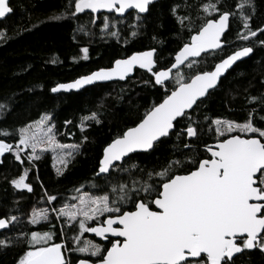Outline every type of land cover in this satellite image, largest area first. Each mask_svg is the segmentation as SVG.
I'll use <instances>...</instances> for the list:
<instances>
[{"label":"snow or ice","instance_id":"1","mask_svg":"<svg viewBox=\"0 0 264 264\" xmlns=\"http://www.w3.org/2000/svg\"><path fill=\"white\" fill-rule=\"evenodd\" d=\"M154 3L155 0H67L63 12L67 17L88 14L92 25L99 19L95 14L102 10L115 14L114 20L110 15H103L102 31H109L131 16L130 36L136 37L144 14L150 12ZM185 7L191 9L193 6ZM179 8L177 4L171 12L180 30L187 29L188 39L182 42L168 63L161 64L157 49L151 47L116 59L110 67H100L51 88L57 93L80 90L86 85L114 78L125 80L138 68L150 74L146 84L164 89L162 99L153 103L135 126L116 135L103 148L98 161L97 176L111 175L113 171L131 175L130 170L137 169L146 179H134L131 184H113L111 194L93 195L76 189L78 196L74 199L78 200V205L64 204L59 209H52L57 219L64 217L69 225L78 222L79 234L73 237L76 242L84 233H94L110 246L92 241L81 247H72L64 240L57 243L58 233L56 226L51 224L48 210L34 208L30 223L37 225L45 220L49 221L50 228L20 234L17 239L23 240L25 248L16 264H237L246 251L258 249L264 253V115H260L264 112V97L249 98V102L258 105L259 111L255 107L247 110L243 122L204 116L205 127L199 119L193 118L224 73L254 49L241 47L207 70L199 69L197 58L223 50L232 19L239 21L236 33L239 40L256 38L262 46L264 39L259 36H264V26L253 27L254 0H238L231 8L226 7L224 0H207L198 5L196 18L191 11L178 15ZM13 11L11 0H0V20ZM79 31H85L83 25ZM109 35L116 37L119 31H109ZM6 39V33L0 31V40ZM152 39L156 40V37ZM81 51L83 59L87 60L89 49L84 47ZM184 68L192 74L186 76ZM6 108V104L0 103V110ZM95 118L96 113H92L85 119ZM181 122L186 123L177 128ZM54 129L51 116L42 115L33 125L19 129L17 143L0 139V158L12 154L20 165H25L26 161L31 165L40 159L38 149L43 152L79 148V145L59 143ZM209 133L213 143L202 139ZM0 135L8 137L11 134L0 131ZM172 135L188 150L181 152L183 159L173 158L159 170L145 171L136 164L123 167L126 158L131 159L129 154L147 152ZM84 140H87L86 136ZM201 143L203 152L199 149ZM27 149L31 151L25 158L23 154ZM71 155L72 152H67L59 157L58 175H63L68 164L66 157ZM3 162L0 159V164ZM29 171L24 168L10 181L15 190L34 191L28 182ZM44 191L48 203L57 200L56 195ZM15 221V215L0 216V230L9 229ZM59 235H64L63 225ZM13 243L9 237L0 239V247L6 248ZM74 252L88 253L89 258L72 259L68 254Z\"/></svg>","mask_w":264,"mask_h":264},{"label":"trees","instance_id":"2","mask_svg":"<svg viewBox=\"0 0 264 264\" xmlns=\"http://www.w3.org/2000/svg\"><path fill=\"white\" fill-rule=\"evenodd\" d=\"M205 2L207 0H159L150 6V12L141 22L136 37L130 36L128 25L133 23L131 16L109 29L119 31V35L113 37L109 35V31L101 30V21L103 15H110L114 20L115 14H95L99 19L96 25H92L88 14L65 16L63 9L67 0H11L14 11L0 22V31L7 36L6 40H0V103L7 105L5 110H0V131H7L11 135H0V139L17 143L20 128L49 114L55 125L58 142L79 145L80 150L73 156L63 175H58L55 171L50 153L44 154L31 165L27 161L25 165H20L12 154H5V157L0 158L4 161L0 164V216H17V221L0 233V239L9 237L14 241L6 248L0 247V264H16L25 248L23 240L17 239L21 233L49 230V221L38 226L30 223L34 208L49 209L51 224L56 226L58 233L55 242L64 240L72 247H81L86 238L92 237L84 233L79 242L73 240L79 234L78 222L68 226L63 217L56 218L52 209H59L64 204H77L78 200L74 199L78 196L76 189L93 195L111 194L113 184H131L134 179H146L137 169H131V175L122 171H113L111 175L105 176H97L96 173L103 148L116 135L135 126L144 112L162 99L164 89L145 83L150 78L149 73L138 70L126 82L96 85L78 93L55 95L51 88L57 83L70 82L100 67H110L116 59L151 47L157 49L161 64L168 63L174 58V53L182 42L188 39L187 29L180 30L176 17L171 12L172 7L179 4L178 15H186L191 11L193 18H196L198 5ZM224 2L226 7L231 8L238 0ZM254 4L253 27L264 26V0H254ZM185 5L193 7L188 9ZM238 24V20H231L230 30L226 33L227 42L222 51L199 59V69L207 70L219 59L241 47L251 46L254 49L252 56L228 72L193 114V118L199 119L205 127L207 122L203 121L204 116L243 122L247 117V110L255 107L259 111L258 105L249 102V98L264 97V46L256 38L239 40L236 36ZM81 25L84 26V32L79 31ZM153 36L156 40L152 39ZM259 39H264V36H259ZM84 47L89 49L87 60L83 59L81 51ZM53 59L57 62L51 63ZM183 71L186 76L192 74L187 68ZM92 113H96L95 119L99 123H89L81 131L82 121L91 117ZM260 115H264V112H260ZM69 121L70 123H66ZM185 123H178L177 128L183 127ZM85 136L87 140H84ZM202 139L208 143L214 142L211 133L204 135ZM199 149L203 152L202 143ZM182 151L188 150L172 135L156 144L151 152L130 156L131 159H126L123 167L136 164L145 171L153 168L159 170L173 158L183 159ZM26 167L30 169L28 182L33 186L32 193L15 190L10 184ZM45 189L48 194L56 195L57 200L48 203ZM127 207L130 208L131 205ZM61 225L64 228L63 236L59 235ZM101 244L110 246L108 242ZM68 255L72 259L89 258L79 252ZM237 264H264V253L258 249L246 251L239 257Z\"/></svg>","mask_w":264,"mask_h":264},{"label":"rangeland","instance_id":"3","mask_svg":"<svg viewBox=\"0 0 264 264\" xmlns=\"http://www.w3.org/2000/svg\"><path fill=\"white\" fill-rule=\"evenodd\" d=\"M97 120L96 119H84L83 121H82V124H81V126L83 125V129L89 124V123H92V122H96ZM51 123L52 124H54L53 122H52V119H51ZM31 125H33V124H31ZM33 131H36V129H35V127H33V129H32ZM54 132H55V129H54ZM55 135H56V133H55ZM56 140L58 141V137H57V135H56ZM65 145H73V144H65ZM79 150H80V147L78 148V149H76V150H73V149H71V148H65V149H56L55 151H53V150H51V149H49V150H47V151H43V152H40V150L38 149V154L40 155V157L41 156H43L44 154H46V153H50L51 155H52V158H53V161H52V163H53V166H54V168H55V171L57 172V168H59V167H61V164L59 163V157L60 156H63L65 153H67V152H72V155L71 156H68V157H66V159H67V161H68V164H69V162L71 161V159L73 158V156L74 155H76L78 152H79ZM31 151V149H27L26 151H25V153L23 154L24 155V157H27V155H28V153ZM67 164V165H68ZM66 168H64V170H65ZM64 170H63V172H64ZM77 205H78V203H77ZM48 210V214H49V209H47ZM64 218V217H63ZM105 217H101L100 219H104ZM65 220H66V218H64ZM44 222H46L45 220H41L40 221V223L39 224H37V225H34V226H38V225H40V224H42V223H44ZM75 223H77V222H72L71 223V225H69L68 223H66L68 226H72L73 224H75ZM89 224L90 225H92V226H95L94 224H92V222H89ZM87 241H92L93 243H98V244H101L102 242H100V241H97L95 238H94V240L92 239V238H86L85 240H84V242L86 243ZM103 245V244H102ZM70 254V253H69ZM80 254H84V255H86V256H88L89 257V254L88 253H80ZM91 258H93V259H96L95 257H91Z\"/></svg>","mask_w":264,"mask_h":264},{"label":"water","instance_id":"4","mask_svg":"<svg viewBox=\"0 0 264 264\" xmlns=\"http://www.w3.org/2000/svg\"><path fill=\"white\" fill-rule=\"evenodd\" d=\"M159 0H155V3L156 2H158ZM154 3V4H155ZM98 14H108V13H106L104 10H102L101 11V13H97V15ZM145 15H147V13L146 14H144V16ZM6 19V18H5ZM5 19H2V20H0V22L1 21H3V20H5ZM224 48V47H223ZM219 51H221V50H218V51H216L215 53H217V52H219ZM252 54H253V52L248 56V57H244V58H242L241 60H239V61H237V62H235L232 66H231V68H229L228 70H227V72H225L224 73V75L220 78V81L218 82V85H217V87L220 85V82H221V80L228 74V72H230L236 65H238L239 63H241V62H243V61H245V60H247V59H249L251 56H252ZM203 56H205L204 54H202V56L200 57V58H197L198 60L199 59H201ZM142 71V72H146L145 70H142V69H136L127 79H125V80H119L118 78H114V79H112V80H109V81H102V82H96V83H94V84H92V85H86L84 88H82V89H80V90H71V91H61V92H57V93H53V94H55V95H58V94H71V93H78V92H81V91H83V90H85V89H87V88H90V87H93V86H96V85H104V84H109V83H116V82H126L128 79H132L133 77H134V75H135V73H136V71ZM175 71V70H174ZM216 87V88H217ZM215 88V89H216ZM215 89H213V90H210V92H213ZM164 139V138H163ZM162 139V140H163ZM158 144V143H157ZM153 149H151V150H149V151H147V152H144V151H138V152H136V153H131V154H129V156H132V155H134V154H138V153H148V152H151ZM127 159V158H126ZM105 175H107V174H101V175H99V176H105ZM8 230V229H7ZM4 231H6V230H0V233H2V232H4ZM88 235L90 236V237H92V238H95L97 241H100V242H107V241H104V240H102L101 238H99V237H96L95 236V234L94 233H88Z\"/></svg>","mask_w":264,"mask_h":264},{"label":"flooded vegetation","instance_id":"5","mask_svg":"<svg viewBox=\"0 0 264 264\" xmlns=\"http://www.w3.org/2000/svg\"><path fill=\"white\" fill-rule=\"evenodd\" d=\"M103 243H106V242H103Z\"/></svg>","mask_w":264,"mask_h":264}]
</instances>
